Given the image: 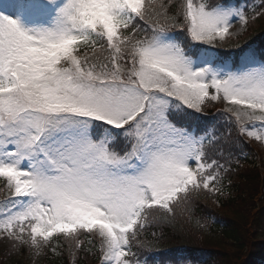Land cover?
Here are the masks:
<instances>
[{"label": "snow or ice", "instance_id": "snow-or-ice-1", "mask_svg": "<svg viewBox=\"0 0 264 264\" xmlns=\"http://www.w3.org/2000/svg\"><path fill=\"white\" fill-rule=\"evenodd\" d=\"M47 3L50 23L30 27L7 14L19 0L0 3V236L39 255L57 236L79 249L86 232L100 241L101 264H147L131 248L149 247L137 240L149 210L171 214L201 188L226 194L224 164L209 159L223 151L214 130L177 126L189 110L222 98L239 132L264 141L245 128H264V53L237 46L233 70L215 51L245 29L249 6L183 0L169 15L156 0Z\"/></svg>", "mask_w": 264, "mask_h": 264}, {"label": "trees", "instance_id": "trees-1", "mask_svg": "<svg viewBox=\"0 0 264 264\" xmlns=\"http://www.w3.org/2000/svg\"><path fill=\"white\" fill-rule=\"evenodd\" d=\"M217 1L225 4L236 0ZM156 3L167 5L169 15H172L183 0H171V2L156 0ZM179 33H182L186 39V33L182 30H179ZM254 40L264 41V15L249 22L242 36L224 41L221 48L234 50L241 43ZM83 51L84 48L81 46V54ZM88 51L91 53L90 47ZM104 53L107 54V51L99 53L100 58ZM215 107L223 108L222 104H209L204 107L203 112H192V117L187 121L196 126L198 131L214 130V134L219 138L216 148L223 150V159L220 163L224 164V169H221L220 173L226 194L210 195V198L216 200L218 204L213 207L207 203V191L201 188L198 193L191 195L189 202L181 201L174 204L173 213H164V216H168L163 218L161 224L153 229H145L144 243L149 247L137 246L134 252L147 260V264H162L168 256H173L174 259L183 256L186 259L198 245L211 249L213 256L218 257V264H232L236 260L241 264H250V258L264 251V205H262L264 194L258 190L264 184L261 183L257 163L254 159H248L247 164L240 167L234 165V153L249 149L250 146L239 136L235 118L220 110L213 113L212 109ZM260 152L264 167V151ZM215 154L216 152L211 151V155L215 156ZM217 156L219 158V155ZM3 184L4 180L0 179V198L7 191V187ZM256 232L259 233V242L252 243L247 240L252 234L256 240ZM88 237V234L85 235V238ZM92 244L95 245L92 240L86 241V247L84 252H81L78 264H88L89 261L93 263L96 260L97 251ZM229 245L234 248L232 251L228 249ZM66 250L62 242L55 237L46 255L41 257L42 264H67ZM166 250L168 253L165 252ZM21 261L17 256L10 255L7 248L0 243V264H21Z\"/></svg>", "mask_w": 264, "mask_h": 264}, {"label": "rangeland", "instance_id": "rangeland-1", "mask_svg": "<svg viewBox=\"0 0 264 264\" xmlns=\"http://www.w3.org/2000/svg\"><path fill=\"white\" fill-rule=\"evenodd\" d=\"M23 26H25V25H23ZM26 27H30V26H26ZM240 28H241V25H240L238 19L233 18L232 27H231L230 31H232L234 33H237ZM198 66H200V65H198ZM192 166L195 167V163L194 162L192 163ZM207 203L209 205H212V206L215 204V202L213 200H207Z\"/></svg>", "mask_w": 264, "mask_h": 264}]
</instances>
